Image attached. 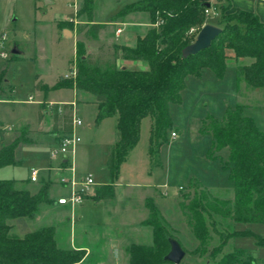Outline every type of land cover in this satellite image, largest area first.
Here are the masks:
<instances>
[{"label":"rangeland","instance_id":"1","mask_svg":"<svg viewBox=\"0 0 264 264\" xmlns=\"http://www.w3.org/2000/svg\"><path fill=\"white\" fill-rule=\"evenodd\" d=\"M137 1L140 0H99L95 15L102 21L110 20L117 10ZM80 7L81 0H0V34L7 35L4 48L7 59L0 58V75L5 73V79L14 88V94L10 98L18 104H11V107L27 111L29 123H36L35 111L38 107L20 101H29L31 96L37 100L36 75H41L44 83L56 85L77 64L78 55L76 57L74 43L60 39L59 35L63 28L77 32L82 25L80 22L87 23L86 17L78 16ZM71 18L78 20L79 24L71 21L59 23ZM118 30L111 31L117 34ZM77 37V44L83 43L88 54H97L100 47L98 42H87L84 35L77 34ZM14 48L21 50L23 57L12 55ZM72 81L67 80V84ZM5 86L3 84L0 87L2 95L11 92V87ZM59 95H67V99L76 100L71 91L61 92ZM242 95L232 62H229L223 80H218L210 70H206L201 78L189 77L182 95V104L170 107L174 128L168 133V143L160 149L155 146L152 155H149L151 119L144 120L141 140L131 153L121 178L119 176L115 181L119 185L115 199L89 209L85 214L87 219L82 223L79 222L81 215L76 211L77 238H84L89 233L85 240L87 243L102 238L109 244L113 242L119 245V240L111 237L119 233L122 246L119 248L121 254L118 264H125L129 257L124 254V248L132 245L149 247L153 244V228L146 225V222L150 219L149 206L154 205L159 213L160 223L187 254L182 264H216L222 255L239 250L246 251L257 264H264V247L258 244L256 237L264 238V224H235L230 219L223 218L214 211L221 208L214 204L215 197L194 180L198 178L212 182V185L218 187L217 193L220 196L229 197L234 193L230 175L222 169L228 156L222 153L221 158L211 159L213 138L204 134L203 130L210 117L222 120L227 109H235L241 100L242 103L249 101L251 108L248 115L264 130V91L259 95L252 94L249 100L241 97ZM82 97V100L87 99L83 94ZM55 106L45 105L44 110L50 109L52 112ZM97 114L96 105L79 104L77 115L84 123L83 129L78 130L82 143L71 160L76 164L79 176L90 174L96 185H107L112 182L107 159L109 147L114 141L116 121L114 118H107L98 125ZM53 117H48V120H53ZM46 129L45 127L43 130ZM16 130L5 126L1 129L5 144H10L11 140L20 136ZM173 132L176 133V138L172 137ZM50 152L48 145L18 149L17 164L1 169L0 180H14L18 189L36 192L39 185L26 182L30 169L45 171L51 165L57 166L59 161L52 163ZM99 196L102 197L103 194ZM196 205L209 232L210 239L204 245H201L194 233L195 222L191 209ZM60 219L62 217L57 213L41 212L40 218L31 223L33 227L30 231L45 225L55 227L58 246L70 250V226H59ZM21 220L29 221L19 219L10 223L14 224L15 232L27 233L28 224ZM58 226L61 228H57ZM234 231H251L254 235L232 238L223 248L222 255L214 256L212 251L220 246L221 236L231 235ZM98 259V254H93L91 264H95Z\"/></svg>","mask_w":264,"mask_h":264},{"label":"trees","instance_id":"2","mask_svg":"<svg viewBox=\"0 0 264 264\" xmlns=\"http://www.w3.org/2000/svg\"><path fill=\"white\" fill-rule=\"evenodd\" d=\"M99 0H81L79 17L93 22L95 4ZM211 8V7H210ZM206 3L201 0H141L124 6L113 22L124 20L135 13L148 16L150 29L137 39L134 48L123 45H101L97 54H88L83 43L77 44V78L68 87L76 88L82 95L92 97L98 106L96 123L115 117L116 142L110 149L107 166L112 180L120 176L121 166L137 147L141 139L143 120L152 121L149 155L153 148L159 149L168 143V133L174 124L170 107L182 104V95L189 77L201 78L210 70L218 80H223L227 71L228 52L234 59L251 60L250 65H239L237 82L249 88L264 89V24L246 11L227 15L229 6L215 7L220 16L217 26L221 35L212 46L197 56L187 59L183 50L195 42L199 32L208 24ZM107 25L85 24L78 33L85 41H98L99 34ZM143 62L148 69L131 70L119 66V62ZM5 82V73L0 75V87ZM38 83L37 89H41ZM72 105H65L62 115L56 107L53 117L54 131L69 135L73 129ZM244 108H228L222 120L209 118L203 133L213 138L211 159L228 149L229 158L223 170L229 173L234 186L233 200L214 198L219 210H214L235 224H264V131L255 120L243 113ZM42 109L39 122H43ZM2 127V126H1ZM0 127V169L14 166L16 150L25 137L5 144ZM50 186H43L33 195L18 190L16 181L0 180V264H77L84 254L58 246L53 228H42L24 237L11 234L10 221L35 219L41 204L48 201ZM114 185H103L97 190L102 198L112 199ZM150 219L146 225L153 228V244L149 247L132 245L127 249L130 264H170L164 261L170 251L169 233L159 221L154 205L149 206ZM197 205L191 209L196 239L204 245L210 239L205 220L198 213ZM190 211V212H191ZM251 231H234L221 236V244L214 249V256L222 255L223 248L232 238L250 237ZM257 237L264 247V238ZM216 264H257L246 251H235L222 257Z\"/></svg>","mask_w":264,"mask_h":264},{"label":"crops","instance_id":"3","mask_svg":"<svg viewBox=\"0 0 264 264\" xmlns=\"http://www.w3.org/2000/svg\"><path fill=\"white\" fill-rule=\"evenodd\" d=\"M201 1L205 2L206 4L211 5L210 15H209L208 20H207L208 24H210V25L217 26V22H218V19L220 16L216 13L215 7L221 6V5L229 6L227 14H233L237 11L251 12V13L255 14L259 18V20L264 24V0H201ZM97 3H98V1H97ZM97 3L95 4V9H96ZM121 9L122 8H120V10ZM120 10H117V12L111 17V19L106 20V21H102L101 19L97 18V16L95 15V10H94L93 22L92 23L87 22L88 24L107 25V28L99 34L98 41H96L100 44V46L101 45L117 44V45H123V46L134 48L137 44V39L139 37H142L145 34H147L148 30L150 29L149 18L144 13L131 14V15L127 16L124 20H119L117 22H113L114 16ZM69 21H71L72 23H76V25L79 24L78 20L74 21V20H72V18L60 21L59 23L63 24V23H68ZM80 23L82 25H85V22H80ZM119 27H122V28H119ZM115 29L116 30L121 29L122 33L118 35L115 33V31H111V30H115ZM67 31H69V34L67 33ZM57 33L59 35L58 31H57ZM77 34L81 35L78 33V31L74 32L72 30L63 28V29H61V32L59 35V37H61L60 39L72 41L74 43L75 50H76V57H77V42H78ZM14 49H17V48H14ZM19 51L21 52V50H19ZM228 55L230 58L227 61V66H228L229 62L234 63V68L236 71V82H237V68H238V66L239 65H250L251 60L241 59V60L237 61L236 59H234L233 53L231 51L228 52ZM14 56L23 57V54L21 52L20 55H14ZM76 57H75V60H76ZM18 61H20V60H18ZM119 66L123 67V68L131 69V70L145 71L148 69L147 64L142 63V62L121 61V62H119ZM38 83H41V86H42L41 89H37ZM3 84H5L7 86V88L11 87V92L7 93V94L4 93V95H2V91L0 93V106H2V108L0 107V127L2 126L1 127V129H2L5 126L11 130H13V128H15V129H17L16 131H18L20 133V136L14 138V140H11L10 143H12V142H14V141H16L22 137H25V139L27 140V142L21 143L19 145V147L17 148V150L20 148H25V147H29V146H43V145H48L52 150L54 147H56L59 144V142L62 138L67 136L61 130L60 131L59 130L54 131L53 120H51V119L48 120V117L54 116V111H55L56 107L59 109V112H60L59 114L62 115V109L65 105L75 104L76 112L79 109V104L83 103V104H94V105H96L94 103V99L92 97L88 98L87 96H85V98H87V99L82 100L83 97L76 90V88L68 87L69 84H67V80L63 79L61 82L57 83L56 85H48V84L44 83V80L42 79L41 75L37 74L36 75V85H35V89H36V93H37V100H34V98L31 96L29 98V101H23V102L20 101L21 103H24L27 105H35L38 107V109L35 111V113L37 114L36 123H29L30 121H28L27 111L20 110L17 107L16 108L11 107V104L16 103V102H13V100H11L12 95L14 94V88H13L12 84L7 79H5V82ZM237 84L241 90V93L243 94L241 97H245V99L248 98V100L252 97V94L259 95V93H261V91L262 92L264 91V89H262V90L254 89V92H253V90L251 88H249L244 82H242L240 84L237 82ZM66 91H71L73 94V97L76 98V100L75 99H67V95H65V96L59 95V93L66 92ZM10 102H12V103H10ZM16 104H18V103H16ZM45 105H47V106L56 105V106L54 107L53 111L51 112L50 109L44 110ZM60 106H63V107H60ZM237 106H242L244 108V111H243L244 115L247 117H250L247 113L250 111V108H251L249 101H247L246 103H244V102L242 103V100H241V102H239L235 107H237ZM40 108L42 109V112L44 115L43 122H41V123L39 122V110H40ZM113 118L115 119L116 126H117V119L115 117H113ZM143 122H144V120H143ZM143 122H142V124H143ZM150 123L152 125V121ZM257 126L262 131H264L258 124H257ZM45 127L48 130L46 129V131H44L43 129ZM150 131H151V127H150ZM141 132H142V125H141ZM33 136H35L36 138L34 139ZM51 140H53V142L55 141L56 143L51 142ZM115 142H116V131L114 132V141H113V143H111V145L109 147V152H110V149L114 146ZM149 142H150V136H149ZM149 147H150V143H149ZM17 150H16V152H17ZM77 151H78V148H77L76 152ZM222 153H226V155L229 158L230 152L228 149H224L218 154V156L220 158H221ZM148 154H149V151H148ZM129 159H130V156H129L127 162L121 166L120 178H121V173H122L125 165H127ZM51 162L53 163L52 160H51ZM74 165L76 167L77 172L79 173L78 168H77L75 163H74ZM55 167L56 166L51 165L50 168L46 169L45 171H41L39 169L40 170V176H39L38 182H32L30 179V175L28 176V179L26 182L31 183V184H37V185H39V188L37 189L36 192L35 191L32 192L30 189H22V190L29 191L33 195H36L40 192V190L42 189V187L44 185L50 186L49 191H48V201L40 205L39 212H38L37 217L35 219H28L29 221L21 220V221H24V223L28 224L29 231L27 233H21L20 234V233L15 232L14 231L15 230L14 224L9 222V225L11 226V234L17 235L19 237H24L26 234L35 232V231L40 230L42 228H54L55 232H57L55 227H50L48 225L47 226L45 225L44 227H41L35 231H30V230H32V227H33L31 223L34 221H37L40 218L41 212H43V214L57 213L62 217V219L59 220V223H60L59 226H61V227H65V226L67 227L68 225L70 226V237H71V245H70L71 248H70V250L72 249L76 252H80V253L84 254L83 259L77 264H91L90 258L92 257L93 254H98V256H99V259L97 260V262L95 264H118L119 254H121L119 248L122 246V242L120 241L121 235H119V233H117L116 235L111 236L112 238L119 240L120 246L115 245L113 242H110V244H112V245H110L106 239H102V238L96 239L94 241H91L90 243H87L85 240H86L87 235L89 233L87 234V232H84V234H87L84 238H77V228H78L77 225L78 224L76 222V217L74 216L76 211H79V213L81 215L79 218V222L82 223V222H84V220L87 219L85 214L88 213L89 209H91L92 207L94 208L96 205L101 204L102 202H109V201L114 200L116 197V191L119 188L118 183L115 182L116 180H114V181L112 180L111 184H107V185H114L115 186L114 196L112 199H104V198L100 197L99 194L97 193V190L100 186H103V185H97L95 187L93 194L85 201V203L83 205L77 207L74 211H72L69 207L57 205V202H56L57 199L60 196L66 195L67 191L57 183V180L55 178L56 171L52 170V168H55ZM1 169H3V168H1ZM222 169H223V167H222ZM30 171H31V169H30ZM194 180H197L204 188H206L217 199H221V200H233L234 199V193H232V195H230L229 197L228 196H226V197L220 196L217 193L219 191L218 187H215L214 185H212L213 184L212 182H208V181L206 182L205 179L201 180L198 178H195ZM2 181H7V180H2ZM16 188H17V185H16ZM18 190H20V189H18ZM101 194H106V193L103 192ZM56 195H58V196L56 197ZM90 203H91V205H90ZM59 226L57 228L60 229L61 227H59ZM55 236H56V233H55ZM127 249L128 248H126V249L124 248L125 251L123 250L125 255L127 254ZM128 262H129V260L126 259L125 264H128Z\"/></svg>","mask_w":264,"mask_h":264},{"label":"built area","instance_id":"4","mask_svg":"<svg viewBox=\"0 0 264 264\" xmlns=\"http://www.w3.org/2000/svg\"><path fill=\"white\" fill-rule=\"evenodd\" d=\"M207 16L210 15V10L206 11ZM122 30H118L119 35ZM7 41L6 34H0V58L7 59L6 52L4 51ZM77 78L76 66L70 74L64 77L65 80H73L75 83ZM73 112V129L71 134L62 138L59 144L54 147L50 152V158L53 162L59 161L58 166L52 168L56 171L55 178L57 183L67 191V194L60 196L57 199V205L69 207L74 211L77 207L83 205L85 201L93 194L95 187L94 178L92 175H78L74 162L71 160L74 157L78 146L82 143V139L78 134V130L84 126L83 120L77 115L75 104H71ZM176 133H172V137L176 138ZM40 170L33 168L30 171V179L32 182H38Z\"/></svg>","mask_w":264,"mask_h":264},{"label":"water","instance_id":"5","mask_svg":"<svg viewBox=\"0 0 264 264\" xmlns=\"http://www.w3.org/2000/svg\"><path fill=\"white\" fill-rule=\"evenodd\" d=\"M207 8H210V4H206ZM69 34V31H67ZM222 29L220 27L207 24L199 32L196 40L191 45L187 46L183 50V57L185 59L191 56H197L202 53L204 50L209 49L213 42L221 35ZM12 55H20L21 52L17 49L12 50ZM170 251L165 256L164 261L170 264H182L186 258V252L182 248L181 244L173 239H169Z\"/></svg>","mask_w":264,"mask_h":264}]
</instances>
